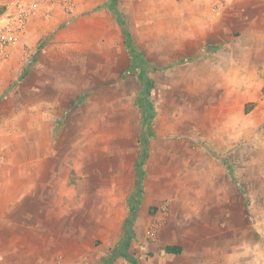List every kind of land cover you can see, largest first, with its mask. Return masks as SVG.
I'll list each match as a JSON object with an SVG mask.
<instances>
[{"label":"rangeland","instance_id":"obj_1","mask_svg":"<svg viewBox=\"0 0 264 264\" xmlns=\"http://www.w3.org/2000/svg\"><path fill=\"white\" fill-rule=\"evenodd\" d=\"M186 1L64 0L59 29L0 53L5 158L45 175L54 211L84 205L91 264H264V84L242 82L264 68L229 67L264 60L262 38Z\"/></svg>","mask_w":264,"mask_h":264},{"label":"crops","instance_id":"obj_2","mask_svg":"<svg viewBox=\"0 0 264 264\" xmlns=\"http://www.w3.org/2000/svg\"><path fill=\"white\" fill-rule=\"evenodd\" d=\"M9 1L11 0H0V4ZM214 1L189 0L188 2L197 6L196 3L202 5ZM219 2L224 4V9L219 10L221 20L236 22L233 25L235 33L241 31L248 36L262 38L260 53L264 55V0H219ZM44 4L47 7L37 16L29 19L25 30L27 35L31 34L28 31L42 30L37 39L47 35L48 32L43 30L44 28L39 29L40 25L33 27L35 23L45 21V27L55 30L61 27L59 24L64 20V0H48ZM48 9L50 11L46 14ZM228 51L234 52L231 47ZM231 61L229 60L231 69L244 70L248 66L264 68L262 59L257 61L256 65L248 61L244 62V65ZM7 66L8 62L0 60L1 75H5L2 71ZM240 73L242 75L244 71ZM13 79H9L6 85H10ZM242 82L259 87L264 84V78L250 82L249 77L242 76ZM4 90H6L5 85L1 92H5ZM230 146H225L221 151L229 149ZM240 148L241 146L237 145L236 150ZM5 150L10 152V147L7 145ZM30 165L27 161H15L8 152L4 163L0 165V264H55L54 240L60 241L64 264H91L93 245L91 241L86 242L84 239L85 229H88L85 224L84 205L61 204L54 211L53 204H43V196L36 193L44 186L41 181L46 180L45 175L34 171ZM74 200L77 198H72V202ZM55 213L58 214L54 215ZM54 228L60 229V233L55 234L56 236L53 234Z\"/></svg>","mask_w":264,"mask_h":264},{"label":"built area","instance_id":"obj_3","mask_svg":"<svg viewBox=\"0 0 264 264\" xmlns=\"http://www.w3.org/2000/svg\"><path fill=\"white\" fill-rule=\"evenodd\" d=\"M41 10V0H11L0 4V53H5L10 46L17 43L26 30L29 19L37 16ZM49 11L46 10V14ZM4 160L5 154L0 146V163ZM159 228L160 222H155L152 235H156Z\"/></svg>","mask_w":264,"mask_h":264},{"label":"trees","instance_id":"obj_4","mask_svg":"<svg viewBox=\"0 0 264 264\" xmlns=\"http://www.w3.org/2000/svg\"><path fill=\"white\" fill-rule=\"evenodd\" d=\"M112 1H114V0H112ZM112 8H113V11H114L115 13H118V12H117V7H116V4H115V3L112 5ZM126 36H127V38H126V42H127V44H128V49L131 51V53L133 54V56L136 57V56H137V55H136L137 52L134 50V46L132 45V42H131V38H130V36L127 35V31H126ZM181 250H182V247H181L180 245L169 244V245H166V246H165V251H166L167 253L178 254V253H180Z\"/></svg>","mask_w":264,"mask_h":264}]
</instances>
